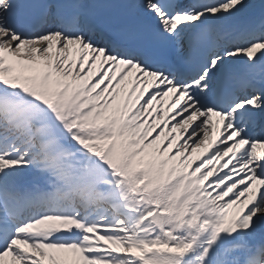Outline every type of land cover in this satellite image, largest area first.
<instances>
[{
    "label": "snow or ice",
    "instance_id": "1",
    "mask_svg": "<svg viewBox=\"0 0 264 264\" xmlns=\"http://www.w3.org/2000/svg\"><path fill=\"white\" fill-rule=\"evenodd\" d=\"M0 264H264V0H0Z\"/></svg>",
    "mask_w": 264,
    "mask_h": 264
}]
</instances>
